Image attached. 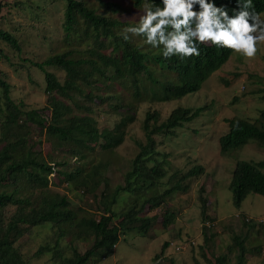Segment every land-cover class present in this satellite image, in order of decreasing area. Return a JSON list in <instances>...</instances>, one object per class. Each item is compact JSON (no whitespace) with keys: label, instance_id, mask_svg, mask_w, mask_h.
I'll return each mask as SVG.
<instances>
[{"label":"trees","instance_id":"obj_1","mask_svg":"<svg viewBox=\"0 0 264 264\" xmlns=\"http://www.w3.org/2000/svg\"><path fill=\"white\" fill-rule=\"evenodd\" d=\"M64 1L62 26L66 50L50 54L42 61L30 60L45 75L47 104L29 108L22 98L15 99L12 84L0 70V89L5 99L4 105H0V264H32L24 245L40 226L52 229L54 235L51 236L53 239L38 246L33 257L50 252L62 264H97L113 254L124 233L137 230L148 235L157 219L145 214L146 205L149 204L150 209L160 207L173 192L187 189L182 181L204 170L196 165L183 174L175 172L172 176H177L175 183L160 188L161 178L167 175L166 159L161 161L154 155L159 153L154 134L174 135L178 127L199 117L205 106L195 109L178 106L160 124L151 123L159 114L148 111L144 122L147 142L131 160L124 183L116 186L107 201L105 190L99 191V187L103 181L108 185L109 177L106 171H101L100 165L89 168L86 163H81L68 170L67 161L55 155L45 157L42 150H37V144L42 141H37L34 136L45 134L61 150L60 153L77 156L80 161L86 160L88 152L98 148L113 150L125 141L127 128L135 121L137 109V103L124 102L117 89L133 88L132 96L138 100L181 98L198 91L233 53L201 44L198 57L165 58L161 49L147 45L142 37L124 41L118 35L123 28L136 24L121 18L120 3L100 0L102 7L110 11L107 14L88 0ZM152 2L162 6V0ZM143 3L144 0H133V5L139 9ZM215 3L226 6L230 15L237 7V0H215ZM253 4L256 11L264 12V0H253ZM2 5L0 0V12ZM0 39L21 51L20 41L11 31L0 28ZM84 42L87 44L82 49L80 45ZM4 56L7 57L0 48V59ZM50 66L65 71L63 79L50 71ZM49 110L51 112L47 113ZM101 111L120 112L122 116L112 126L101 127L98 118ZM228 123L229 131L220 137L223 154L242 147L250 139L264 146V109L256 121L232 117ZM55 172L64 175L71 191L80 196L91 193L99 204L100 216L86 215L83 207L72 206L67 195L52 192L49 176ZM229 187L236 206H240L251 192L264 195V159L237 161ZM122 192L128 194L123 200L126 205L119 209L116 205L121 201L119 195ZM200 199L204 221L213 219L207 212L208 199L204 196ZM165 209L163 225L168 227L175 217L169 206ZM245 222L258 225L248 218ZM205 229L209 227L204 225V234L208 236ZM67 236L68 240L65 239ZM63 239L67 245L63 244ZM89 240L92 244L83 252L74 243ZM233 240L228 251L214 253L213 259L208 257L210 264H246L250 252L246 237L234 234ZM169 245V241L164 242L160 253L154 256L155 264H162L161 259ZM67 246L73 252L71 256L64 254ZM232 253H235L233 262Z\"/></svg>","mask_w":264,"mask_h":264},{"label":"rangeland","instance_id":"obj_2","mask_svg":"<svg viewBox=\"0 0 264 264\" xmlns=\"http://www.w3.org/2000/svg\"><path fill=\"white\" fill-rule=\"evenodd\" d=\"M88 1L99 11L110 14L109 10L102 7L100 0ZM105 1L120 3L122 7L119 14L124 21L137 23L139 15L143 14L142 9L133 5V0ZM2 2L0 28L9 30L18 37L21 51L0 39V48L7 56L0 59V70L12 84L15 99L22 98L29 108H41L47 104V96L44 93L45 75L30 60L42 61L50 54L66 50L67 43L64 41L62 26L66 3L64 0H2ZM86 44L84 42L80 45L82 49ZM48 69L63 79L65 71L54 66ZM132 90L133 88L117 89L124 102H136L137 109L135 121L127 128L125 141L113 150L98 148L88 152L86 160L80 161L77 156L60 153L61 150L57 149L45 134L34 136L37 141H42L37 144L36 149L42 150L45 157L55 155L67 161L68 170L81 163H86V167L89 168L92 165H100L101 171H106L109 177L108 185L103 181L99 187V191L105 190L107 201L111 199L116 186L124 183L125 172L130 168L131 160L147 142L144 122L148 111L159 114L157 120L153 119L151 123L156 121L155 123L160 124L178 106L193 109L206 107L199 117L178 127L174 135L154 134L156 151L159 152L154 155L161 161L163 158L166 159L164 168L167 175L161 178L160 188L175 183L177 176L172 177L175 172L183 174L196 165L202 166L203 172L182 181V184L187 185V189L173 192L166 204L151 209L149 204L146 205L145 214L157 219L153 222L150 233L142 235L137 230L124 233L115 245L113 254L97 264H155L154 256L160 253L166 241H169L170 245L161 259L162 264H170L172 261L174 264H210L208 257L213 259L214 253L228 251L229 246L233 244L234 234L246 237L250 249L246 264H264V227L260 225H264V195L251 192L240 206H236L229 187L237 161L264 159V146L257 140L250 139L242 147L226 154L220 149V137L229 131L228 119L246 117L256 121L264 109V44L260 45V50L252 60H245L239 54L232 53L228 61L213 72L198 91L181 98L169 101L151 98L138 100L132 96ZM4 101L0 89V105H4ZM105 107L108 109L107 105ZM106 111L98 113L101 127L112 126L122 116L120 112ZM102 163L104 165H101ZM49 178L52 192L67 195L72 206H81L85 209L84 214L100 216L99 204L94 201L91 193L80 196L77 192L71 191L64 175L58 172L51 174ZM99 191L96 192L97 195ZM127 194L128 192H122L119 195L121 201L116 205L117 208L121 209L126 205L124 201ZM201 196L208 199L207 212L213 218L211 220L204 221ZM165 206L170 207L169 211H174L175 217L168 227L163 225ZM247 218L258 225L246 223ZM204 225L209 227L205 229L208 236L204 234ZM53 235L52 229L48 227L40 226L35 229L31 240L28 239L24 245L32 264H62L60 259L53 258L50 252L33 257L38 246L53 239L51 237ZM206 238L209 241H206ZM65 239L68 240L69 236ZM63 242L67 245L65 240ZM74 243L82 252L92 244L90 240ZM72 253L69 246L64 248L65 255L71 256ZM234 254H231L232 262L235 260Z\"/></svg>","mask_w":264,"mask_h":264},{"label":"clouds","instance_id":"obj_3","mask_svg":"<svg viewBox=\"0 0 264 264\" xmlns=\"http://www.w3.org/2000/svg\"><path fill=\"white\" fill-rule=\"evenodd\" d=\"M142 13L118 35L124 41L142 37L165 58L198 57L199 45L210 44L252 60L264 44V12L256 11L253 0H237L232 15L215 0H162V6L144 0Z\"/></svg>","mask_w":264,"mask_h":264}]
</instances>
